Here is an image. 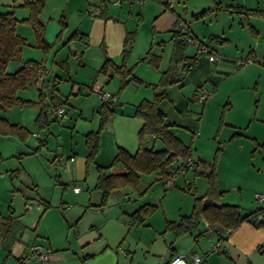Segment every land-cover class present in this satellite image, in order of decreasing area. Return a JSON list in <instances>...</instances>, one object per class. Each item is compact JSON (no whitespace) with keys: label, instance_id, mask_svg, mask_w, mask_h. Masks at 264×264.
I'll list each match as a JSON object with an SVG mask.
<instances>
[{"label":"rangeland","instance_id":"obj_1","mask_svg":"<svg viewBox=\"0 0 264 264\" xmlns=\"http://www.w3.org/2000/svg\"><path fill=\"white\" fill-rule=\"evenodd\" d=\"M206 2L210 3L208 0H185L190 11L200 10L201 6H206ZM184 17L194 34L203 43L213 46L220 52L235 56L234 59H245L249 49L253 48L247 36V28L251 26L249 24H253L257 29L258 26L261 30L263 28L264 33V20L254 16H230L221 11L216 19L215 15L198 20L193 19L190 14ZM249 19L254 23H249ZM229 24L232 25V29ZM23 29L27 28L19 27V31L25 32ZM259 32L262 35V31ZM210 35L227 37L229 41L211 43L208 38ZM261 35L259 44L255 46L259 57L241 68L238 67L237 71L227 74L225 80L223 79L224 81L215 89H212L211 81H206L202 85L206 91V97L202 102L194 94L196 85L194 81L188 80L191 77L187 76L188 73L181 93L191 100L184 109L177 110L179 119H173L178 124L173 127V131L185 143H189L190 137L193 136L191 158L211 163L218 144L222 147L216 170L221 178L218 189L226 195V202L246 208H249L251 203L260 204L254 198L255 193L264 194V147L260 145L264 142V40ZM221 44L224 45L223 49L220 47ZM145 51L144 49L136 53L134 50L128 55L127 67L132 69L134 75L140 69L148 67L147 61L143 64L137 61ZM41 52L40 49L26 45L22 49V58L38 59ZM81 52L80 47L67 45L64 48L53 47L46 54L45 64L48 71L42 91L46 94L48 102L50 91L47 89V84L53 83L56 74L52 68L57 67V62L61 58L69 56L72 81L68 83L73 85L72 91L68 83L57 79L54 82L58 90L55 92L58 93L60 90V96L67 100L66 108L71 109L69 116H59L46 126H39L35 120L40 108V91L36 84L19 88L17 91V96L29 101L24 104L16 103L6 111L0 110V116L6 117L10 122H17L29 130L23 141L17 136L0 135L2 155L0 213L10 215L9 210L12 209L15 216L20 217L26 224L29 233L32 234V229L37 226L39 234L47 233L59 241H63L65 237L62 236L68 229L66 241H69L75 250L80 249L81 243L91 241L103 234L104 241L108 243L117 239L113 248L117 249L121 244L123 249L131 252L130 255H137L135 264H147V259L148 261L158 259L160 251L168 250V241H164L166 238H163L161 233L165 229V221H177L181 215L189 214L195 198L203 197L207 192L208 183L205 174L209 169L201 167L200 171H195L194 168L189 167L184 171H178L173 174V182L169 186L159 179L156 171L141 173L138 190L143 193L139 194L130 186H121L109 196L104 212L87 210L83 213L82 204L97 203L100 200V192L94 187L97 173L95 164H91L88 169L85 167L87 154L85 134L100 129L95 162L105 165L111 162L118 146L130 152L136 151L138 131L142 121L134 115L135 108L132 105L120 100L115 102L117 105H112V115L100 126L99 107L102 101L99 95L89 88L95 72L92 65L85 66L82 65V61L77 60L75 54ZM168 53L169 49L164 53L165 61ZM195 53L196 47L187 44L186 54ZM139 64L140 66L136 68ZM17 68L18 64L15 62L8 63L6 67L10 72ZM241 70L242 73L247 71V77L243 78L239 74ZM236 73H238L237 77H235ZM183 74L179 66L177 75ZM109 82L111 85H106L104 91L116 94L119 91L120 76L116 74ZM127 85L122 89H127L123 96L132 92ZM143 85L145 84L140 86L142 96L151 98V90H144L146 88ZM154 85L151 87L157 89ZM174 86L179 89L180 85ZM226 103L228 109H224ZM246 112L249 114H246L242 126L232 123L231 120L239 118ZM221 115L222 119H220ZM251 118L252 124L249 125ZM36 133L39 137L35 135ZM38 139L46 140V144L36 149ZM146 140L147 144L155 149L163 147L159 140H152L149 136ZM14 169H18L17 174L11 180L9 171ZM122 170L120 163L108 169L109 172ZM4 175L5 178L2 179ZM74 184L81 188L80 192L73 191ZM37 198L49 203L45 212L35 200ZM26 201L28 205H25ZM144 203L156 204L157 208L149 214L144 224L134 226L135 230H129L120 222L122 211L131 212ZM79 217L78 227H75L72 224ZM91 225L96 227L90 230ZM20 227L25 228L22 225ZM210 233L212 234L211 231H204L199 233L198 237L200 236L204 242ZM193 234L195 235L196 231ZM152 237H155L154 241H151Z\"/></svg>","mask_w":264,"mask_h":264},{"label":"crops","instance_id":"obj_2","mask_svg":"<svg viewBox=\"0 0 264 264\" xmlns=\"http://www.w3.org/2000/svg\"><path fill=\"white\" fill-rule=\"evenodd\" d=\"M26 1L35 0H0V11L12 9L17 19H23L29 14L28 7L24 5ZM208 1H210V3L208 4L206 2V6H201L200 10L190 11L185 3V0H145L142 4H139L135 0H122L119 4L112 3L111 0H44L41 12L38 15V20L43 26L44 39L52 43V46L47 50V53L56 46H60L62 48L66 47L67 45L74 46L75 48L80 47L82 50L81 54H75L77 60L82 61V65H92V69L95 72L89 88L92 85H97L105 90L106 85H111L109 82L110 79L112 77L114 78L115 75L118 74L112 68H109L106 73L98 72L99 67L104 62L105 56L111 58L116 64H118L120 63L123 50L128 51L129 53L130 51L133 52L136 50L137 53V51H144V49L147 51L151 46L153 53L158 55L160 58L159 67H156L154 64L147 61L148 67L146 69H140L136 72L137 74H135V76L142 82L130 80L127 86L128 88L132 89V92L126 94V96H123L124 92L127 90L125 89L121 90L118 96L115 95L116 98L114 99L113 103L114 106L117 105L115 102L117 103V101L123 100L135 108L141 99L146 98L142 96L143 93L140 91V86H142V84H145L143 85L146 88L144 90H151V98L154 92L159 90V87L155 89L152 88L151 85H154L158 82L160 73L165 70L169 64L172 51V28L174 27V23L177 18H181L186 21L184 15H192L204 9H213L218 4L238 5L243 8H264V0ZM90 7L97 9L99 13L93 14L89 12L88 9ZM221 11L226 12L230 16H247L245 12H238L236 10L229 12L228 10L221 8L219 10H214L211 14L208 13L203 17L206 18L215 15L216 19ZM249 20V23H254L252 19ZM62 23H65V26L63 27L61 34L57 39L56 36L61 29ZM249 25L251 26L247 28V36L251 40L250 42L253 44V48L249 49L247 55L251 54L253 55L254 59H257L259 57V53L255 46L259 44V36L261 35L259 31H262L261 38L264 40L263 28L261 30V28L258 26V30L253 24ZM19 27H25L27 29H23L25 32H22L19 31ZM250 27L253 29H250ZM230 28L232 29V25ZM15 30L18 34L26 38L29 44L28 46L40 49L39 47L32 46L35 40V33L30 25H28L26 22H18L16 24ZM129 32H134L133 39L131 42L126 43V34ZM254 32L256 35L253 34ZM192 33L194 34L193 31ZM195 36L197 37V35ZM223 39L229 41V38L227 37H224ZM128 44L129 49L127 50L126 46ZM223 46L224 45L221 44L220 47L223 49ZM209 47L212 48L213 51H216L219 56H222V58L211 62L204 54L197 55V62L195 66L187 75L191 76L188 80L194 81L197 89L200 85H204L206 81H211L212 89H215L219 83L225 80V76L227 74L235 72L239 69L235 66V63H232L234 61L233 57L235 56H231V54L226 52H220L211 45H209ZM167 49H169V53L165 61L164 53ZM43 55L44 53L41 52V56L35 60L41 59ZM69 60V56L67 55L57 62V67L54 66L52 68L54 74L56 73L53 77V83L56 81V79L61 82L63 81L64 83L72 81V78L70 77ZM128 60L129 58H127L126 65ZM145 62L146 61L142 62V64ZM164 62L165 66L163 67ZM139 66L140 64L137 65L136 68ZM161 69L162 71H160ZM246 72L247 71L245 70L242 73L241 70L239 74L245 78L247 77ZM43 74H45L46 77L47 72L42 73V75ZM38 76L39 74L32 73L31 83H33V81H35ZM237 76L238 73L235 74V77ZM44 81L45 78L43 83H45ZM185 83L183 85H185ZM54 85V90L58 91L56 84ZM182 86H178L179 89H177L175 86L171 87L168 90V98L160 103V108L164 111L166 114V119L170 123L175 122L173 119H179V113L177 110L179 108L184 109V107H186L188 104V101L191 100L190 98H186L181 93ZM68 87H70L72 91L73 85H69L68 83ZM79 92L80 90L78 89V93ZM54 94L60 95V90L58 93L54 91ZM246 114H249V112H246L245 114L242 113L239 118L231 120L232 123L242 126L243 121L246 119ZM251 124L252 118L249 121V125ZM1 157L2 155L0 153V159ZM201 167L208 166L200 165L197 167V171H200ZM16 174L17 173L11 174L10 170L9 178L12 180L14 177H16ZM1 178L4 179L5 175ZM217 179L218 185H221L219 173H217ZM1 184L2 183H0V186ZM99 199H101V192ZM99 202H88L86 205L82 204V207H84L82 209L83 213L87 212V210H103L102 212H104V208H106L107 205L102 208H96L95 206L98 205ZM256 202L258 203L257 200ZM37 203L41 208H43V205L39 204L38 200ZM219 203H228L226 202V195L223 194ZM25 205H28L27 201L25 202ZM38 205L37 208L39 207ZM259 205L260 204L255 205V203H251L250 206H248L249 208L243 207L241 205L239 206L242 208V210L246 209L245 211H249L255 209ZM42 211L45 212L44 209ZM9 213L10 215H4L0 213V229L4 227L5 222L8 225L7 236L5 235L6 237L4 240L1 239L0 234V264H135L134 262L137 255H130L131 252L127 249H123L121 244L118 245L119 248H113L117 239L108 243L104 241L105 238L103 237V234H100L97 238H93L91 241L81 243L80 249L75 250L71 247L69 241H66L68 238V229L66 234L62 236V238L65 237L63 241L57 240L56 237L52 238L44 232L39 234L37 231V226L32 229L31 232L33 233L31 234L26 229V224L22 222L20 217L15 216L12 209L9 210ZM129 213V211H122L123 216L120 222L129 228V230H135L134 228L136 227L129 224ZM67 221L68 220H66V223H68ZM79 221L80 217L75 220L72 225L78 227L77 225ZM20 225L25 228L22 229ZM94 227L96 226L91 225L90 230H92ZM204 228V222L200 219L198 229L194 230L196 231L195 235L193 234L194 231H192L191 233L184 234L177 238H174L171 230L164 231L163 229L162 231L164 232L162 234L163 238H166L164 241H168V250L163 249L160 251L158 259H149V261L147 259V264H168L172 256L174 257L180 253L184 254L188 259L192 255L198 254L203 258L202 264H264V226L258 227L248 221H242L236 228L227 230L225 232V240H219L216 235L210 233V235H207L208 239L203 242L202 238L200 236L198 237V234L201 233ZM154 239L155 237H152L151 241H154ZM102 241L104 243L101 244ZM212 242H221L222 251L211 253L209 248ZM169 243H172V247L169 246ZM32 245H37L43 250L49 249L50 252L47 263L46 261L38 258L25 259L29 253L30 246Z\"/></svg>","mask_w":264,"mask_h":264},{"label":"trees","instance_id":"obj_3","mask_svg":"<svg viewBox=\"0 0 264 264\" xmlns=\"http://www.w3.org/2000/svg\"><path fill=\"white\" fill-rule=\"evenodd\" d=\"M43 2L44 0L26 1L24 5L28 7L29 14L27 17L20 20L17 19L12 9L0 11L1 111L10 109L16 103L24 104L29 101L17 96L18 89L25 88L31 84H36L42 76V73L47 72L45 53L47 54V50L52 46V43L44 39L43 26L38 20V15L41 12ZM221 8H224L229 12L235 10L238 12H245L247 16H257L264 20V8H243L238 5L220 4L213 9H204L191 16L193 19L198 20L206 14L212 13L214 10H219ZM178 19L181 18H177L176 20ZM183 21L186 25L185 31L179 30L175 26L172 28V51L169 64L167 68L160 73L159 80L157 84L154 85L156 88L159 87V90L154 92L152 98L141 99L135 107L134 115L138 116L142 121L141 127L138 131V147L136 151L130 152L126 148L118 146L116 153L109 164H98L95 162V157L98 151L100 129L97 131H89L85 134V145L87 147L85 167L88 169L91 164H95L97 178L94 187L101 192L100 202L95 207L102 208L107 205L111 193L118 190L121 186H130L133 190H137L139 194L143 193L138 190L141 173L156 171L159 179H162L164 182L166 178L178 172L180 168L183 170L189 168V160L193 162L191 168H194L195 171H197L198 166L207 165L209 168V172L205 174L208 183L207 192L203 197L195 198L192 211L189 214L181 215L177 221L166 220L164 231L171 230L174 238H177L198 229L199 220L203 218L204 221L208 223V227H205L202 232L211 231L219 240H225V232L236 228L242 221H248L258 227L264 226V205H259L253 210L243 211L238 204L219 203L223 191L218 189L216 166L222 147L218 144L213 162L211 163L191 158L193 136L190 137L189 143H185L173 131V127L176 125L178 126V124L175 122H168L166 114L160 108V103L168 98L169 88L177 84L182 86L185 83L186 75L195 66L197 55H199L197 50L194 55L186 54L187 44L192 45L187 42L188 37L191 36L198 39L200 42L202 41L192 33L187 22L185 20ZM18 22H26L34 30L35 40L32 46L39 47L42 50L44 55L41 59L35 60L31 58H22V49L29 44L24 36L16 32L15 27ZM64 26L65 23H62L61 29L56 36L57 39ZM251 28L252 27H250V29ZM133 34L134 32L126 34V43L132 41ZM253 34L256 35L255 32ZM209 40L218 43L225 41V39L219 36H209ZM206 45L209 46L208 44ZM128 54V51L123 50L120 63L118 64H116L111 58L105 56L103 64L98 69V72L106 73L109 68H112L120 76L119 91L116 94H110L111 97L108 101L101 100L102 102L99 107L101 114L100 126L103 125L106 119H108L113 113L112 105L114 103L115 95H118L130 80L142 82L132 73V69L127 67L126 62ZM246 58H250V61L255 60L251 54H248L245 59ZM137 61H148L156 67H159L160 58L152 52V47L150 46L146 53L138 58ZM10 62L18 64V68L13 72L7 71L6 69ZM179 66H181V69L184 72L183 75H177V68ZM32 73L39 74L33 83H31ZM43 86L44 83L39 88L40 108L35 119L39 126H46L50 121L57 118L50 115L51 106L50 102L47 100L46 94L42 91ZM91 88L92 86L90 89ZM54 91L55 90L53 89V92L50 93L49 99L52 96L60 97V95H55ZM203 91L205 92V96L201 102L206 97V91L202 85L194 90V94L197 96L198 100L199 95ZM224 109H228L227 103L224 105ZM220 119H222V115ZM28 133L29 130L24 126L17 122H10L6 117L0 116V135L17 136L23 141ZM148 136L151 137L152 140H159L163 147L155 149L153 146L147 144L146 139ZM38 140L39 143L37 144L36 149L46 144V140ZM260 145L264 147V142ZM19 156L20 155H17V157ZM176 161L177 163L175 164ZM117 163L122 165L123 170L120 172H109L108 169ZM17 170L18 169L11 170V174L17 173ZM37 200L39 201V204L43 205V209L46 210L49 203L39 198H37ZM156 208L157 205L152 203H144L140 205L128 214L129 224L131 226L144 224L149 214L156 210ZM7 232L8 225L5 222L4 227L0 229L1 239H5ZM169 246L172 247V243H169Z\"/></svg>","mask_w":264,"mask_h":264},{"label":"built area","instance_id":"obj_4","mask_svg":"<svg viewBox=\"0 0 264 264\" xmlns=\"http://www.w3.org/2000/svg\"><path fill=\"white\" fill-rule=\"evenodd\" d=\"M122 0H111L112 3H116L119 4L121 3ZM139 4H142L145 0H136ZM89 12L93 13V14H98V10L94 9L92 7H90L88 9ZM175 27H177L179 30L185 31L186 30V25L185 22L181 19H178L175 21L174 24ZM187 42L194 45L196 47L197 53L199 54H204L209 61L213 62L216 61L219 58H222V56H219V54L216 51H213L212 48H210L209 46H207L206 44L200 42L198 39H195L193 37H188L187 38ZM250 62V58H246V59H234V61L232 63H235L236 67H241L243 65H245L246 63ZM54 83H48L47 84V89L50 91V93L53 92L54 89ZM91 90H93L94 92H96L100 99L102 101H108L111 97L110 93L108 91H104L101 87L97 86V85H92ZM205 96V92L203 91L200 95H199V101H201ZM66 99L64 97H58V96H52L49 100L50 102V106H51V112L50 115L54 116V117H67L69 116L71 109H67L65 106L66 103ZM36 136H38L39 134L36 133ZM70 159H72V157H69ZM193 166V162L191 160L188 161V167ZM179 171H184L182 168L179 169ZM173 180V175L169 176L168 178L165 179L164 183L169 186L172 184ZM74 192H79L81 191V188L79 186H74L73 188ZM255 199L262 205H264V194L262 193H255ZM201 220L204 222V227H208V223L206 221H204L203 218H201ZM210 251H215V252H221L222 251V243L221 242H214L211 243L210 245ZM49 249H45L43 250L42 248H40L37 245H32L30 246L29 249V253L27 254V256L25 257V259H30V258H38L41 259L43 261H48V257H49ZM203 262V258L202 256L198 255V254H194L192 255L189 259L185 257L184 254L180 253L174 257H172L169 261L168 264H202Z\"/></svg>","mask_w":264,"mask_h":264},{"label":"water","instance_id":"obj_5","mask_svg":"<svg viewBox=\"0 0 264 264\" xmlns=\"http://www.w3.org/2000/svg\"><path fill=\"white\" fill-rule=\"evenodd\" d=\"M126 49H127V50L129 49V44L126 46ZM44 78H45V74H43V75L40 77V79H39V81H38V83H37V88H40V87H41Z\"/></svg>","mask_w":264,"mask_h":264}]
</instances>
